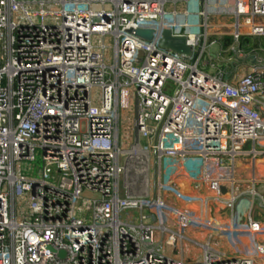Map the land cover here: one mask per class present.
I'll use <instances>...</instances> for the list:
<instances>
[{
	"label": "built area",
	"instance_id": "built-area-1",
	"mask_svg": "<svg viewBox=\"0 0 264 264\" xmlns=\"http://www.w3.org/2000/svg\"><path fill=\"white\" fill-rule=\"evenodd\" d=\"M142 26L192 56L129 32ZM259 36L264 0H0V264H264L250 234L228 239L238 256L216 249L227 228L207 215L237 221L236 160L255 179L264 158V59L242 43ZM216 46L233 59L217 73L200 66Z\"/></svg>",
	"mask_w": 264,
	"mask_h": 264
},
{
	"label": "crops",
	"instance_id": "crops-1",
	"mask_svg": "<svg viewBox=\"0 0 264 264\" xmlns=\"http://www.w3.org/2000/svg\"><path fill=\"white\" fill-rule=\"evenodd\" d=\"M253 38L255 40H252L251 44L254 47H257L259 58L264 59V37L259 36ZM252 63H255V60H252ZM253 171L254 169L246 157H242L236 160V175L241 179L240 187L244 192V195L240 199L236 208L238 211L237 221L232 223L230 219H228L227 215H221L216 211L212 212L208 210L209 212H207V215L214 217L216 222H219L217 225L221 228L220 230H225V228H227V231L225 233H219L217 231V234L213 237L212 245L228 256L240 255L239 252H236L231 247L229 243L230 236L233 237L234 241L235 239L240 241L241 236L250 234L251 237L249 238V241L252 247L257 244H264V205L262 204L261 197L259 196L260 194L264 197L263 157L258 158L256 161L255 179H253ZM186 189L188 190V188ZM251 189H255L258 195L256 194L253 196L251 193H249V190ZM252 205H254V214L252 218L261 224L262 230L260 232H252L246 229L247 224L249 222L248 211L252 207ZM208 235L209 234L204 232L202 237L199 238L201 240L200 242L205 243L206 236Z\"/></svg>",
	"mask_w": 264,
	"mask_h": 264
},
{
	"label": "rangeland",
	"instance_id": "rangeland-1",
	"mask_svg": "<svg viewBox=\"0 0 264 264\" xmlns=\"http://www.w3.org/2000/svg\"><path fill=\"white\" fill-rule=\"evenodd\" d=\"M97 43H100L102 40V37L100 35H96L94 39ZM107 42H110V38L106 37ZM210 54H206L205 56V62L201 63V67H203L206 71L214 72L217 73V65H224L228 61H232V57L226 56L223 54L219 53V50H217V46L214 48H210ZM228 53V52H225ZM211 67H214L212 69ZM134 105V101L129 102V104ZM43 161L41 160V157L38 156L35 161L33 162H28L26 164L22 165V174L26 176H31L32 172L34 173V176H38L39 171L42 169ZM130 217L132 219H130ZM122 218L124 220H131L134 224H138L140 222V211L137 208H131V209H126L124 210L122 214ZM190 237V236H189ZM190 240H194L192 237H190ZM199 241H201L199 239ZM201 253V249L197 244L192 243L190 241H185L184 243V258L186 261H191L194 259L199 258V254Z\"/></svg>",
	"mask_w": 264,
	"mask_h": 264
},
{
	"label": "water",
	"instance_id": "water-1",
	"mask_svg": "<svg viewBox=\"0 0 264 264\" xmlns=\"http://www.w3.org/2000/svg\"><path fill=\"white\" fill-rule=\"evenodd\" d=\"M138 38L157 45L164 50H171L180 56L190 58L192 56V47L188 44L185 36H175L171 29L165 28L158 30L150 26H142L129 30ZM154 188L156 195L157 186V163L154 165ZM225 191V189H224ZM53 251V248H50ZM64 255L63 252L60 253Z\"/></svg>",
	"mask_w": 264,
	"mask_h": 264
},
{
	"label": "trees",
	"instance_id": "trees-1",
	"mask_svg": "<svg viewBox=\"0 0 264 264\" xmlns=\"http://www.w3.org/2000/svg\"><path fill=\"white\" fill-rule=\"evenodd\" d=\"M252 40H255L253 37H244L243 39H242V43L243 44H249V45H252L251 43H252ZM228 42H230L231 40L230 39H228L227 40Z\"/></svg>",
	"mask_w": 264,
	"mask_h": 264
}]
</instances>
